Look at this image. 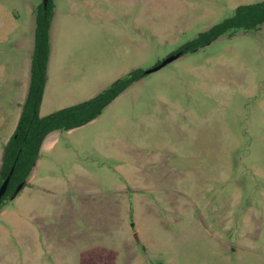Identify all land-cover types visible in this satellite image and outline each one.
<instances>
[{
  "label": "rangeland",
  "instance_id": "rangeland-1",
  "mask_svg": "<svg viewBox=\"0 0 264 264\" xmlns=\"http://www.w3.org/2000/svg\"><path fill=\"white\" fill-rule=\"evenodd\" d=\"M260 1L52 0L41 116ZM40 3L0 0V157ZM53 137L1 209L0 264H264V26L180 56Z\"/></svg>",
  "mask_w": 264,
  "mask_h": 264
},
{
  "label": "trees",
  "instance_id": "trees-1",
  "mask_svg": "<svg viewBox=\"0 0 264 264\" xmlns=\"http://www.w3.org/2000/svg\"><path fill=\"white\" fill-rule=\"evenodd\" d=\"M54 13L55 5L52 0L48 1L45 8L40 3L33 13V49L30 57L28 90L21 105L16 127L3 146L0 159V186L12 171L7 189L0 200V211L7 206H4L6 202L13 201L26 186L39 158L42 142L50 133H65L90 123L98 118L119 95L146 77L142 69H132L94 97L40 117L39 110L47 81L51 51L50 28ZM262 26H264V0L255 4L240 5L229 17L197 34L173 54L183 56L196 53L221 37L232 36L238 31L247 34ZM19 185H22V188L15 194Z\"/></svg>",
  "mask_w": 264,
  "mask_h": 264
},
{
  "label": "crops",
  "instance_id": "crops-1",
  "mask_svg": "<svg viewBox=\"0 0 264 264\" xmlns=\"http://www.w3.org/2000/svg\"><path fill=\"white\" fill-rule=\"evenodd\" d=\"M54 16H55V13H54ZM33 26H34V22H33ZM32 33H33V28H32ZM33 42V41H32ZM51 28H50V45H51ZM32 49H33V44H32V48H31V51L29 53V63H28V66L26 68V82L23 83V82H19L17 84V89L20 88V96H21V100L17 103L14 102L13 104V99L12 101L10 102V106H13V107H16V117L14 119V124L12 126V129H11V132H10V135L9 137L6 139L5 143L8 141V139L10 138V136L12 135L15 127H16V124H17V121H18V118H19V115H20V111H21V105L23 104L24 102V99L26 97V94H27V90H28V83H29V69H30V61H31V53H32ZM51 65H52V46H51V51H50V56H49V61H48V68H47V81H46V85H45V88H44V93H43V97H42V102H41V106H40V110H39V115L40 117L41 116V109L43 107V105H45L46 102V93H47V90L49 88V84H50V76H51ZM18 92H16V96H17ZM16 98V97H15ZM14 98V99H15ZM71 131V130H70ZM69 132V131H68ZM56 133H60V132H53V133H50L45 139L44 141L42 142V145L40 147V151L41 149L43 148V146H51L53 145L55 142H56V137H53V135H56ZM61 134V133H60ZM4 143V145H5ZM3 145V146H4ZM40 151H39V157H40ZM1 156H2V153H1ZM1 159V157H0ZM38 162H39V158L35 164V167L33 168L29 178H28V181H27V184L25 187H31L32 185V182L34 181L35 179V171H36V167L38 165ZM15 200V199H14ZM7 208V206H6ZM6 208L4 210H2L0 212V217L5 215L6 214Z\"/></svg>",
  "mask_w": 264,
  "mask_h": 264
},
{
  "label": "water",
  "instance_id": "water-1",
  "mask_svg": "<svg viewBox=\"0 0 264 264\" xmlns=\"http://www.w3.org/2000/svg\"><path fill=\"white\" fill-rule=\"evenodd\" d=\"M48 1L49 0H42V5L44 8L47 6ZM179 57H180L179 54H173V55L167 57L165 60H163L160 64L156 65L155 67L151 68L150 70H147L145 72V74L148 75L150 73H154L156 71H159L160 69H162L163 67H165L169 63L177 60ZM11 174H12V171L8 174V176L6 177V179L4 180V182L0 186V200H1L2 196L4 195L6 189H7ZM21 188H22V185H19L15 190V194H17L21 190ZM135 238H136V235H135Z\"/></svg>",
  "mask_w": 264,
  "mask_h": 264
}]
</instances>
